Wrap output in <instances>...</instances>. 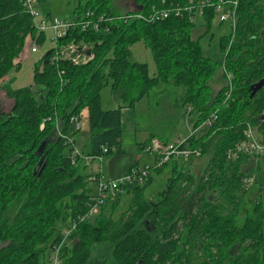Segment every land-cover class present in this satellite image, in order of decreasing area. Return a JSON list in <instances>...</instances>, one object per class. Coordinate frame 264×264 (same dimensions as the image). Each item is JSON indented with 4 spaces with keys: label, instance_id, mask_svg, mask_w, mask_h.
I'll return each mask as SVG.
<instances>
[{
    "label": "trees",
    "instance_id": "trees-1",
    "mask_svg": "<svg viewBox=\"0 0 264 264\" xmlns=\"http://www.w3.org/2000/svg\"><path fill=\"white\" fill-rule=\"evenodd\" d=\"M112 1L86 0L82 12L90 11L87 19L98 27L83 29L78 12L59 42L90 43L92 59L74 64L56 56L59 46H52L37 59L36 88L6 91L13 102L0 112V264H36L59 239L54 234L57 220H77L87 211V180L70 163V139L78 132L71 117L88 109L90 156L100 155L103 145L108 147L103 155L122 153L120 108L132 107L158 82L181 87L175 104L197 113L192 130L215 112L204 133L187 138L202 155L212 152L206 174L193 180L174 165L155 201L142 196L151 177L142 185L126 186L124 191L133 196L117 220L112 216L121 193L106 201L94 219L77 220L61 264H264V210L257 202L251 214L239 218L244 175L239 167L247 159H226L227 149L243 138L246 122L257 125L264 137V85L252 97L249 90L264 77V0L239 3L233 40L232 33L218 36L215 57L201 42L211 28V8L203 15L205 30L193 38L195 23L188 13L148 19L152 7L186 0H133L136 9L122 15L112 11ZM33 33L23 0H0V80L18 66L14 58ZM35 40L41 44L43 34ZM138 41L151 52L154 75L145 62L131 60L130 47ZM219 63L232 74L229 101H224L227 84L215 91L212 87ZM106 85L111 92L120 91L116 108L101 106ZM43 140L41 168L36 148ZM103 243L110 255L92 259V246Z\"/></svg>",
    "mask_w": 264,
    "mask_h": 264
},
{
    "label": "rangeland",
    "instance_id": "rangeland-1",
    "mask_svg": "<svg viewBox=\"0 0 264 264\" xmlns=\"http://www.w3.org/2000/svg\"><path fill=\"white\" fill-rule=\"evenodd\" d=\"M86 0H41L36 5L37 14L35 20H39L44 16L58 17L60 19H73L79 12L80 17L83 16L82 7ZM115 14H123L127 11L136 9L133 0H114L112 6H110ZM264 9V4H263ZM194 27L191 30L193 38L201 35L206 28L204 24V18L202 15H198L194 18ZM210 31L202 38L201 42L207 52L212 54V57L216 56V46L218 36L230 33V21L220 22L218 15L213 14V19L210 24ZM212 33L213 37H210ZM39 34V30H35L33 35L26 37L25 44L14 58V63H18L16 68H13L8 75L4 76L0 80V101L3 110L9 109L13 102L12 99L7 98L6 91L11 88L20 86H29L36 88L33 80V70L35 69L37 59L47 48L53 46V41L50 40L52 30L47 28L42 34L44 37L43 42L38 43L39 50L37 53L30 51L31 37H35ZM131 60L145 62L149 69V74H155V63L152 58L149 48L143 43L138 41L131 47ZM214 53V54H213ZM227 83L223 74V68L219 64L216 65L214 70V76L212 81L213 90H217L219 87ZM181 93V87L175 86L171 83L158 82L151 87L149 92L143 95L137 100L132 107L120 108L121 116V147L124 150L122 153L111 152L107 155H102V160L98 158H91L86 156L89 151V143L83 147L82 156L76 164L78 172L83 175L86 180L92 173H103L107 178L113 176L119 177L126 174L132 167L143 168L144 166H153L155 163V154L148 151L146 147H142V144L146 143L149 138L159 139L161 141L174 140L177 138L185 139L192 131L194 121L197 119V113L195 111L187 112L186 108L181 109L175 106V100ZM118 94L111 92L110 86L106 85L101 89L100 101L102 100V107L105 109H113L118 105L113 103V100H118ZM119 103V102H118ZM116 106V107H115ZM84 114V111H82ZM205 127L198 128L195 135L199 136L205 132ZM211 151L203 153V155L194 161H178L176 158L170 159L163 164L160 168L151 169L150 182L144 188L142 196L148 200L155 201L158 198V194L166 186V181L171 176L174 165L179 169H183L189 172L194 179H198L202 174H206L208 162L211 158ZM256 158H247L245 162H241L240 170L243 171V178L246 177L247 181L241 182V187L238 190V195H241L240 214L239 218H244L245 215L253 212V206L255 203H259L264 210V155ZM227 161L229 160L226 157ZM241 159V158H239ZM237 159V160H239ZM86 161L88 164H86ZM245 163V164H244ZM137 164V165H136ZM130 168V169H129ZM120 174V175H119ZM255 175L254 179H250L249 176ZM184 184V183H183ZM85 187L89 193L95 192V183L92 181L86 182ZM192 186L190 193L193 191ZM133 194L124 191L119 196V201L113 211V219L117 220L120 214L128 208L129 201ZM109 201V200H108ZM110 202H112L110 200ZM96 216V215H95ZM95 216L89 218L94 219ZM69 218L62 222L61 219L56 222V231L54 234H59L63 229L69 227ZM111 249L105 244H94L92 246L91 258L107 257L110 255ZM49 257V250L41 253L39 260L36 264H46ZM91 264V263H89Z\"/></svg>",
    "mask_w": 264,
    "mask_h": 264
},
{
    "label": "built area",
    "instance_id": "built-area-1",
    "mask_svg": "<svg viewBox=\"0 0 264 264\" xmlns=\"http://www.w3.org/2000/svg\"><path fill=\"white\" fill-rule=\"evenodd\" d=\"M242 0H217L211 2L210 0H186L184 4L170 3L163 7H152L148 13V19L151 21L164 19L170 15L182 16L188 13L190 19L194 21V18L198 15H204L206 8H211L214 13L218 15L220 22L230 21V33H232V40L234 37L236 21H237V8ZM39 0H23L24 8L29 14L34 31L39 30V34L43 33L47 28L52 30L50 40L53 41V46H59V50L56 56H60L64 59H68L71 63L81 64L89 61L93 57L92 45L84 40H71L67 43L59 44L60 40L66 35L67 31L76 23V17L73 19H60L58 17L44 16L39 20H35L37 14L36 5ZM213 13V14H214ZM91 15L90 11L84 12L81 20L79 21L82 28L92 26L93 28L98 27V22H92L91 19H87ZM136 16L143 17L142 14L137 13ZM84 19V20H83ZM100 20V16L98 17ZM32 34H29L30 36ZM27 36V37H28ZM27 39V38H26ZM231 42V38H230ZM90 49V53H86V50ZM39 50L38 42L35 37H31L30 51L37 53ZM223 68V74L227 81L228 89L225 91L224 101L232 99V74L225 69L224 64H221ZM191 108L187 107V111ZM216 119L215 112H211L210 115L204 120L199 126H197L192 133H196L199 127L205 128L210 126L211 123ZM71 120L75 122L78 131L82 128V112L79 117H71ZM177 138L174 140L161 141L159 139H149L148 143L144 145L148 151L155 154V163L153 166H144L143 168H131L126 174L119 177L107 178L103 175L100 170L92 173L87 177L88 181L95 183V192L89 193V200L87 202V211L77 216L78 221L89 219L100 212L101 206L106 201L114 200L118 194L124 192L126 186L130 184L142 185L150 177L151 169L161 167L163 164L168 162L172 158H176L178 161H190L192 159H198L202 156V149L199 146H192L187 140ZM72 137L70 141H72ZM143 147V148H144ZM108 151V147L101 146V154L91 156V158H98L102 160V155ZM264 155V137L261 134L257 125L250 122H246L243 128V138L234 143L233 146L229 147L226 151V157L229 160H237L239 158H256ZM77 156L81 157V151L73 146V151L70 155V163H77ZM250 179H254L255 175ZM243 178V177H242ZM245 178V179H244ZM244 181H247L244 177ZM243 179L242 182H243ZM77 220H71L69 227L59 232V239L50 244L49 257L46 264H61V253L64 245L69 240L72 231L76 227Z\"/></svg>",
    "mask_w": 264,
    "mask_h": 264
},
{
    "label": "crops",
    "instance_id": "crops-1",
    "mask_svg": "<svg viewBox=\"0 0 264 264\" xmlns=\"http://www.w3.org/2000/svg\"><path fill=\"white\" fill-rule=\"evenodd\" d=\"M117 99V98H116ZM116 99H114L113 100V103L115 104V105H119L120 103H118L119 102V100H116ZM101 106H102V100H101ZM175 106H177L176 104H175ZM116 107V106H115ZM103 108V107H102ZM123 108H127V107H125V106H123L121 109H123ZM103 109H105V108H103ZM109 109H111V108H109ZM182 109V108H181ZM82 111H84V114H82V128L72 137V142H73V146L74 147H77L80 151H81V153L83 152V147L84 146H86V144L87 143H89V123H88V109L86 108V107H84L82 110H81V112ZM150 139V138H149ZM149 141V140H148ZM148 141L146 142V143H144V144H142V147H144V145L145 144H147L148 143ZM120 146H121V140H120ZM121 149H122V147H120ZM89 150H90V148H89ZM123 150V149H122ZM115 151V150H114ZM124 151V150H123ZM87 153V155L86 156H89L90 157V155H89V151L88 152H86ZM155 157V156H154ZM79 159H80V157L78 158V160H77V163H78V161H79ZM197 159H192L191 161H196ZM76 163V164H77ZM183 163V162H182ZM86 164H88L87 163V161H86ZM137 165V164H136ZM130 168H132V167H130ZM129 168V169H130ZM120 175V174H119ZM113 177H115V176H113Z\"/></svg>",
    "mask_w": 264,
    "mask_h": 264
},
{
    "label": "water",
    "instance_id": "water-1",
    "mask_svg": "<svg viewBox=\"0 0 264 264\" xmlns=\"http://www.w3.org/2000/svg\"><path fill=\"white\" fill-rule=\"evenodd\" d=\"M86 53H90V49L86 50ZM264 85V77L260 78L258 81L252 83L249 87L250 90V97H252L262 86ZM2 111V107H1V101H0V112ZM46 144V140H43L40 145L36 148V153L38 155H40V159L37 163V165H41V168L44 167L45 163H44V158L46 153H44V147Z\"/></svg>",
    "mask_w": 264,
    "mask_h": 264
},
{
    "label": "bare ground",
    "instance_id": "bare-ground-1",
    "mask_svg": "<svg viewBox=\"0 0 264 264\" xmlns=\"http://www.w3.org/2000/svg\"><path fill=\"white\" fill-rule=\"evenodd\" d=\"M19 228H20V227H19ZM19 228H18V229H19ZM19 233H20V232H19ZM19 233H18V234H19ZM20 235H21V234H20ZM16 236H17V235H16ZM56 238H57V237H56ZM53 240H54V239H53ZM33 241H34V240H33ZM33 241H32V242H33ZM49 241H50V240H49ZM34 245H35V244H34ZM30 248H31V247H30ZM30 248H29V249H30ZM29 252H30V251H29ZM27 253H28V252H27ZM28 255H30V254H28ZM28 255H27V256H28ZM30 257H31V256H30Z\"/></svg>",
    "mask_w": 264,
    "mask_h": 264
}]
</instances>
